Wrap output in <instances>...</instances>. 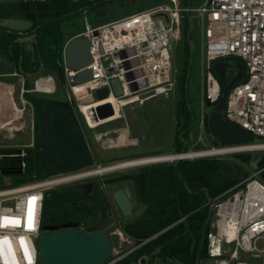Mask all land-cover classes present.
<instances>
[{"label":"built area","instance_id":"2783aa9c","mask_svg":"<svg viewBox=\"0 0 264 264\" xmlns=\"http://www.w3.org/2000/svg\"><path fill=\"white\" fill-rule=\"evenodd\" d=\"M165 1L146 11L94 28L85 23V30L77 37L89 40L92 61L80 70L68 68L63 57L64 44L65 101L79 112L89 129H95L121 119L124 106L140 104L156 96H168L175 88V81L170 76V43L179 37L182 14L188 16L195 11L205 17V100L216 105L223 92L219 78L212 70L213 63L223 61L227 65L228 59L237 60L241 65L240 78L236 82L226 81L230 87L222 112L229 121L254 137L251 142L212 147L210 149L221 152L203 156L264 152V0H205L197 10L180 8L178 0ZM84 69L90 72V78L75 83V77ZM114 80L119 84V94L112 85ZM102 88L107 90L106 98L113 100L109 106L112 114L116 111L117 116L99 123L97 114L89 111L90 117L95 119V125L90 126L81 106L86 96L87 103L97 100L92 93ZM55 90V81L48 76L37 78L31 91L51 94ZM27 92L22 85L24 104L27 101L23 95ZM24 155L22 148L9 156L21 159ZM20 167L24 168L22 161ZM79 171L49 175L23 184L10 182L0 188V241H6L0 252V264H39L44 193L52 187L88 178L76 177ZM240 183L239 190L230 195L231 190H228L209 201L210 210L216 211V220L213 231L207 234L208 252L218 261L216 264H233L234 261L246 264L239 260L240 254L255 257L261 254L264 264V245L258 247V241L264 244V165L257 164ZM226 194L228 196L222 199ZM223 245L231 246L226 258L222 257L225 253Z\"/></svg>","mask_w":264,"mask_h":264},{"label":"trees","instance_id":"16d2710c","mask_svg":"<svg viewBox=\"0 0 264 264\" xmlns=\"http://www.w3.org/2000/svg\"><path fill=\"white\" fill-rule=\"evenodd\" d=\"M101 1L103 0H0V30L6 29L4 24L7 20L20 19L30 23L29 29L25 31L30 32L44 21ZM188 29L189 24L185 18L184 30ZM31 40V47L26 48L23 40L11 34L0 35V57L12 66L14 72L23 77L24 89L28 90V78L34 77L39 67V74L53 73L63 80L62 50L65 43L59 22L45 25ZM185 46L187 53V40ZM176 81L179 100L176 105L172 154L190 151L184 142H188L193 127L192 112L185 99L186 73ZM236 81L237 78L233 80ZM23 96L32 105H54L63 111L73 109L66 101L32 97L28 92ZM32 145L24 148L25 155L21 159L9 156L18 150L0 149V188L10 182L23 184L42 179L38 119L35 115ZM156 155L161 154L125 157L119 158L118 161ZM238 158L241 162L249 161L248 155H238ZM20 161L24 163L23 169L20 167ZM260 161L258 166L264 163ZM234 169L238 171L240 167L224 159L203 157L153 164L122 176L120 181L130 180L134 184L137 198L144 205V209L138 216L129 218L130 221L123 228V232L134 241L133 249L114 264L143 262L146 256L179 264H195L197 260L208 257L207 234L213 216L209 201L241 181L230 178L234 175ZM85 185L86 183H73L46 191L43 197L41 226L61 227L73 223L82 231H97L99 214L101 215L103 209H106V215L108 214V200L104 192L95 191V188L86 195ZM233 192L234 190H231L228 195ZM228 195L222 196V199Z\"/></svg>","mask_w":264,"mask_h":264},{"label":"rangeland","instance_id":"374dc122","mask_svg":"<svg viewBox=\"0 0 264 264\" xmlns=\"http://www.w3.org/2000/svg\"><path fill=\"white\" fill-rule=\"evenodd\" d=\"M165 2L167 1L119 0L85 14L73 16L59 23L63 42L67 41L74 35L82 33L85 30V23H87L91 28H94L99 25L118 21L132 14L146 11ZM204 2L205 0H178V6L180 8L189 7L190 9L197 10L203 6ZM185 18L189 24V29L186 31L184 30ZM179 29V37L177 39H172L170 43V76L173 81H176L178 78L183 77L186 73V100L188 101V107L192 112L193 127L188 142L184 143L188 145L190 151L211 150L210 148L218 147L219 144L217 142H213L214 138L210 136L206 128L208 114L212 108L208 107L205 103V17L200 16L195 11H191L188 16L187 13H183L180 19ZM186 40L188 42V54L185 51ZM31 42V39H27L23 41V44L27 48L31 46ZM0 59L4 60L1 57ZM227 61L226 81L229 83L234 79V75L238 73L239 68L237 66V60L228 59ZM7 74L0 73V149L19 150L22 148L32 147L34 139L33 105L29 102L24 104L20 100L19 89L24 83L23 77L13 70L11 72V74H13L12 76H6ZM48 76L53 77L55 81L56 90L53 93L45 94L31 91L34 89V81L37 78H45ZM6 82H9L14 86L13 99L18 108L13 105L12 95L8 94L6 91ZM176 84L177 81L175 83L176 88H174L168 94V96H156L140 104L124 106L120 112L122 115L121 119L95 129H89L85 125L84 120L79 112H77L76 109H72L80 126L82 136L84 137L90 154L93 158V164L84 170H80L78 173L121 162L118 161L119 158L142 156L152 153H160L161 155L172 154V143L176 124V105L179 100ZM27 88L28 95L32 97L65 101L66 88L64 85V80H60L58 76L53 73H41L37 76L28 78ZM92 95L94 99L97 98L95 92H93ZM9 99L12 101V105L15 107V110L10 108L8 104ZM23 108V118L18 120L22 115L20 109ZM5 121H7V124L10 125L3 126V122ZM21 121H25V126L20 130L19 125L22 124ZM126 125L129 128L130 137L137 140L136 145H113L115 142L114 140V142L110 143L109 145H96L95 143L93 145H89V141L93 138L96 140L101 138L102 141H106L107 137L116 138L118 135V133H115L116 129H122L126 127ZM101 131H110L111 133L109 132L110 134L107 137H99L98 134ZM238 155H248L249 161L241 162L238 158ZM203 157H216L238 165L240 170L237 171V169H234L233 171H236L237 174L239 173L238 175H240L242 170H246L249 174L252 173L253 169L250 167L249 163L258 157L262 158V160L260 159V162H264V152L227 154L221 156H202L186 159L192 160ZM174 161L175 160L163 161L117 169L92 175L88 178H84L75 182H94L95 187L103 191L107 197L110 208L108 211L107 225L104 232L108 235L112 245V255L109 259L110 261L107 264H114L115 261H117L121 256L128 254L133 249L134 241L123 232V228L130 221L129 218L138 216L144 209V205L137 198L134 184L130 180L120 181L119 179L122 176L133 171H137L145 166L158 163H172ZM262 165H264V163H262ZM240 182L234 185L230 190H239L241 186ZM68 185L52 187L46 191ZM118 189H124L132 203V214L129 217H124L112 200V193ZM215 213L216 211L213 209V216L209 222L208 233L212 232L214 229V223L216 220ZM36 243L38 244V241H36ZM262 245H264L262 244V241H258V247H262ZM222 247L223 251H225V253L222 254V257L226 258L231 251V246L223 245ZM208 248L209 246L207 241V252ZM239 257V260L246 264H262L261 254H257V257L250 254H240ZM217 262V260L209 256L208 252V257L200 261L197 260L195 264H216ZM131 264L179 263L169 260L162 261L161 259L155 258L153 256H146L144 257L143 262L138 261Z\"/></svg>","mask_w":264,"mask_h":264},{"label":"water","instance_id":"95a60500","mask_svg":"<svg viewBox=\"0 0 264 264\" xmlns=\"http://www.w3.org/2000/svg\"><path fill=\"white\" fill-rule=\"evenodd\" d=\"M119 0H103L91 6L83 7L70 14L44 21L30 32H25L30 23L20 19H9L5 22L6 29L0 30V35L11 34L19 40L31 39L38 30L52 22H62L73 16L85 14L112 2ZM189 34V33H188ZM96 35V32H94ZM189 39V38H188ZM90 42L84 37H74L64 46L63 57L66 66L72 70H80L88 66L91 61ZM241 67V65H239ZM227 65L223 61H216L212 70L219 78L223 87L220 101L213 105L205 100L211 111L208 114L206 128L208 133L220 145H230L251 142L253 134L240 128L229 121L222 110L225 105L226 94L230 84L226 83ZM41 67H39L38 75ZM12 66L0 59V73H11ZM19 72L22 74L21 69ZM90 78V72L84 69L74 79L75 83H81ZM115 93L119 94V84L116 80L112 82ZM186 87V83H185ZM96 99L102 100L107 97L105 88L95 92ZM185 99L186 96H185ZM92 112V110H90ZM33 113L38 119L40 160L43 166L42 178L49 175L64 174L84 170L93 164L87 143L82 136L80 126L73 110L63 111L54 105L42 108L39 104L33 105ZM112 110L109 105L101 107V115L110 116ZM93 120H95L93 118ZM186 153V152H185ZM184 152L178 155L185 154ZM186 159L178 157L175 161ZM260 157L249 163L255 169ZM247 171L242 170L238 176H230L235 180H242L247 176ZM114 203L124 217L132 214V203L124 189H118L112 193ZM106 209L100 215L98 231L85 232L77 227V224H66L59 230L55 226H43L38 244L39 264H103L111 258L112 245L108 235L102 230L106 223ZM236 264V261L233 262Z\"/></svg>","mask_w":264,"mask_h":264},{"label":"bare ground","instance_id":"6f19581e","mask_svg":"<svg viewBox=\"0 0 264 264\" xmlns=\"http://www.w3.org/2000/svg\"><path fill=\"white\" fill-rule=\"evenodd\" d=\"M88 101L89 99L86 96L84 99V104L81 106V111L86 115V119L90 126L95 125L94 120L90 117V113H89L90 110H93L97 114L99 123L113 119L114 117L117 116L116 111L114 114H111L110 116L101 115V107H103L104 105H110V103L113 102L111 98H105L102 100H94V101L87 103ZM8 104L11 107L10 100ZM222 151L225 152V150H222ZM217 152H221V151L217 149H211V150L208 149V150L189 151L183 155H178V156H176L175 154H164V155H156V156L129 159V160H124V161L111 164L108 166L98 167L93 170L84 171L80 173L79 175H77L76 177H81V176L89 177L91 175L101 174L104 172H109V171L127 168V167H133V166H139V165H145V164H151V163H157V162H163V161H171V160L177 159L178 157L192 158V157H198V156H203V155H208V154H214Z\"/></svg>","mask_w":264,"mask_h":264},{"label":"crops","instance_id":"0c3cea01","mask_svg":"<svg viewBox=\"0 0 264 264\" xmlns=\"http://www.w3.org/2000/svg\"><path fill=\"white\" fill-rule=\"evenodd\" d=\"M78 36V34L77 35H74V36H72V37H70L67 41H64V43H67L70 39H72V38H74V37H77ZM31 46H29V47H27V48H30ZM7 74V73H6ZM13 74H11V73H8L6 76H12ZM23 85V84H22ZM22 85H21V87H20V89H19V96H20V100H21V89H22ZM6 91L8 92V94H11L12 95V100H13V105L16 107V108H18L17 107V105H16V103L14 102V99H13V94H14V86L12 85V84H10L9 82H6ZM10 100V99H9ZM22 101V100H21ZM10 102H11V107L10 108H13L14 110H15V107H13V105H12V101L10 100ZM24 109V108H23ZM20 110H22V109H20ZM22 112V111H21ZM16 114V113H15ZM23 112H22V115H21V117L18 119V120H21L23 117ZM118 119H116V120H113V121H111V122H108V123H104V124H102V125H99L98 127H100V126H103V125H107V124H109V123H112V122H114V121H117ZM22 122V124H20L19 125V128H20V130L25 126L24 125V122L25 121H21ZM8 122L7 121H5V122H3V126H7V125H10V124H7ZM26 124V123H25ZM19 130V131H20ZM110 131H101V132H99V134H98V136L99 137H107L110 133H109ZM115 133H118V135L116 136V138H112V137H107V139H106V141H102V139L101 138H99V139H95V138H93V139H91L90 141H89V145H93L94 143L96 144V145H109L110 143H113L114 141V143H113V145H136L137 144V140L136 139H134V138H132V137H130V134H129V128H128V126L126 125V127H124V128H122V129H116V131H115ZM131 138V139H130ZM114 140V141H113ZM30 145V144H29Z\"/></svg>","mask_w":264,"mask_h":264},{"label":"flooded vegetation","instance_id":"af4514ba","mask_svg":"<svg viewBox=\"0 0 264 264\" xmlns=\"http://www.w3.org/2000/svg\"><path fill=\"white\" fill-rule=\"evenodd\" d=\"M237 66H238V68H239V64L237 63ZM235 78H240V72L238 71V73H236L235 75H234V79ZM233 79V80H234ZM42 108H44V107H42ZM213 142H215L216 143V141L215 140H213ZM47 165V163L45 162V164L44 165H42V169H43V166H46ZM234 171V170H233ZM235 173H237L236 171L234 172V176H238V174H235ZM235 180V179H234ZM86 195H89L90 193H91V190H92V188H95V191H101L100 189H97L96 187H95V183L94 182H86ZM103 192V191H102ZM105 194V193H104ZM107 198V197H106ZM112 200H113V197H112ZM113 202H114V200H113ZM115 204V203H114ZM108 205H109V203H108ZM116 206V205H115ZM110 208V207H109ZM118 209V208H117ZM99 220H100V214H99ZM107 221H108V214H107V218H106V223H105V225H104V227L102 228V230L104 231L105 230V228H106V225H107ZM67 224H73V223H67ZM99 224H100V222L98 223V226H99ZM98 226H97V228H96V230L98 231ZM56 227V226H55ZM63 226H61V227H58V229L59 230H62L63 228H62ZM77 227L79 228V229H81L78 225H77Z\"/></svg>","mask_w":264,"mask_h":264},{"label":"snow or ice","instance_id":"6c2138e0","mask_svg":"<svg viewBox=\"0 0 264 264\" xmlns=\"http://www.w3.org/2000/svg\"><path fill=\"white\" fill-rule=\"evenodd\" d=\"M34 199V198H33ZM6 220L8 218H5ZM14 223H18V221H13ZM31 226V208L29 210V227ZM6 243V241H0V252L3 251V244Z\"/></svg>","mask_w":264,"mask_h":264}]
</instances>
